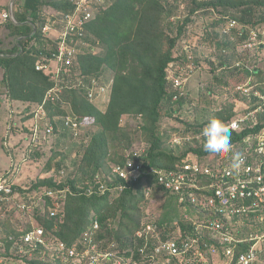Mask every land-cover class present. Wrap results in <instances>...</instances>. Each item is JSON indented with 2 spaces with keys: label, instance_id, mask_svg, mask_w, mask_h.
Here are the masks:
<instances>
[{
  "label": "trees",
  "instance_id": "obj_1",
  "mask_svg": "<svg viewBox=\"0 0 264 264\" xmlns=\"http://www.w3.org/2000/svg\"><path fill=\"white\" fill-rule=\"evenodd\" d=\"M173 1L179 2V0ZM19 2L16 3L18 9L14 7L15 21L9 19L10 22L7 24L10 37L15 39V42L11 46L9 44L0 46V69L4 71L3 83L7 98L12 102L43 105L47 114L43 117L45 120L40 126L50 121L59 129L57 133H60L62 129L75 136L73 129L66 125L69 117L82 125L80 130L84 128V124L95 126L97 130L92 135L80 164V170L87 178L80 183L90 182V187L86 186L85 190H82L76 180L57 183L55 180L47 179L31 186L28 192L14 186V192L21 194L45 189L57 193L60 190L67 191L63 206L59 209H56L57 204L47 198L52 209L56 211L55 217L51 216V211L46 212L44 216L39 215L38 212L36 216L38 227L46 230V236L56 237L68 246H72L83 240L87 231L97 222L100 229L95 230L96 239L106 240L105 246L108 248L115 243L116 247L112 248L115 251L125 250L130 246L129 238L134 236L147 217L146 209L143 211L141 208L143 206L146 208L149 204L144 192V182H154L155 171L174 170L189 153L203 158L217 154L204 150V138L189 143L187 150L181 155H176L173 149L166 146V142H172L174 136L170 138L167 133L161 131L160 127L166 105L168 101L174 103L173 98L176 95L169 87L167 69L176 62L175 50L192 22V18L201 11L216 10L222 21L228 18L229 21L235 20L240 25L239 29L244 27L243 32L246 35L243 38L236 35V29L233 31L236 38L245 41L250 37L249 28L258 32L264 27V0H185L181 9L188 14L183 22L175 20V12L170 9L169 0H107L106 7L101 5V9H97L96 15L87 26L88 34L96 40L94 47L99 45L101 52L96 53L95 48H91L79 54L77 57L79 65L73 66L72 75L74 76L63 73L60 82L44 71L37 70L41 54L47 53L42 48L44 44L42 40H38L40 47L33 46L32 43L35 38H40L42 33L39 28L45 25L48 16L58 12L74 11L75 4L72 0H19ZM9 10L11 9L8 8L7 13H10ZM214 14V12L211 13V15ZM218 23L214 24L215 27ZM37 24H39L38 31L34 34V26ZM221 36L223 40L230 39L222 33ZM261 38L259 34V39ZM237 45L238 43H230V41L222 45L219 67L230 65L229 67L232 68L240 63L241 59L237 58L236 54L231 55L232 52L237 51ZM242 63L245 65L246 61ZM232 69L237 70L235 67ZM78 70L82 72L81 77H85L87 84L93 78L100 80L107 71L113 74V87L105 110H101L97 105L102 103L103 99L92 102L88 97L87 87H76L75 77ZM240 74L244 75L243 80L258 78L260 82L258 86H255V91L264 95L262 68L255 67L253 70H248L245 67ZM229 78L230 76H226V79ZM219 81L220 84L224 82L222 79ZM57 86L63 89L60 100L49 99L45 102L47 95ZM184 99L185 97L177 102L179 107L185 102ZM254 100L255 111L263 105V102L256 97ZM37 115L35 112V116ZM126 115L143 118L139 128L150 143L148 152L146 151L144 156L137 159L143 166L138 183H134L132 179L127 181L114 172L115 167H126L129 159H136L134 153L141 147L140 144L138 148H131L133 144L129 146L130 134L121 124L122 118ZM254 115L260 116L259 125L241 133L232 132L231 147L236 143L244 144L246 138L251 134L259 133L264 127L261 124L264 121V111L261 110ZM235 116L241 115L232 108H224L219 111L217 118L226 123ZM187 126L185 132L177 133L183 137L196 136L202 132L205 125L187 124ZM30 133L29 130L27 135ZM61 135L63 133L59 137ZM117 143L123 146L128 145L121 150V156L120 152L115 155L112 150ZM227 153L232 155L233 150ZM108 161L114 163L113 168L109 169ZM102 169L105 172L112 171L108 185L96 178ZM158 206L162 211L161 225L165 226L166 231L169 232L175 227L177 219L181 221L182 208L171 198L167 201L162 199ZM4 225L5 222L2 223L5 236L1 241L3 245L0 247L2 257L6 252L11 255L13 245L20 243L24 233L17 231L10 233ZM28 230H31L30 225ZM41 251L43 249L39 248L34 254L35 257L26 259L27 263L54 264V262L48 263L49 261L45 263L44 257L47 254Z\"/></svg>",
  "mask_w": 264,
  "mask_h": 264
},
{
  "label": "built area",
  "instance_id": "obj_2",
  "mask_svg": "<svg viewBox=\"0 0 264 264\" xmlns=\"http://www.w3.org/2000/svg\"><path fill=\"white\" fill-rule=\"evenodd\" d=\"M72 1L75 10L48 16L45 25L39 28L42 33L40 38H35L32 43L33 46L40 47L38 40H42L44 42L42 48L47 53L41 54L37 70L44 71L58 82L61 81L63 73L69 75L74 73L73 66L74 64L77 66L79 54L93 48L96 40L88 34L87 26L96 15L97 9L107 3V0ZM4 19L15 21L11 12L5 14ZM38 26L39 24L34 26L36 33ZM239 28L240 25L235 20H230L222 35L235 40L233 30L236 29V35L243 38L246 35L243 32L244 27ZM258 36V32L251 29L250 37L245 40V43L247 42L245 47L253 49ZM178 76L174 82H170L171 90L176 93L174 101L186 95L185 89L188 85L187 79ZM75 78L76 87H87L88 97L92 102L106 96L112 88L109 81L101 82L102 79L93 78L87 84L85 77L77 74ZM242 87L240 85L238 89L246 93ZM54 90L57 91L53 93ZM54 90L49 93L51 100H60L63 89L57 86ZM254 97L261 99L263 105L251 115L264 111V95L254 91L251 103H254ZM251 115L235 116L224 124L231 133L254 129L260 123L258 120L260 116ZM261 124L263 126L264 121ZM66 125L73 129L75 136L79 135L81 124L69 117ZM29 130L32 138L27 137L28 140L37 144L54 139L59 132L50 121L42 126L35 125ZM175 139L183 141L184 145H176ZM175 139L173 140L175 147L180 149L186 147L188 142L200 141L204 137L201 132L196 136L187 138L178 136ZM231 150L233 154L241 153L244 158L238 173L231 170L233 154H227L218 160L221 156L219 154L214 160L210 159V156L203 158L194 153H189L174 170L155 171V181L144 182L147 187H144V192L149 200L148 205L152 201L158 202L159 205L162 199L167 201L171 198L182 208L181 221L177 219L175 227L168 232L165 226L159 224V220L151 223L146 222L145 218L142 226L130 239V246L125 250L115 251L112 249L116 247L115 243L108 248L105 246L107 241L96 239L95 230L100 229L97 222L87 231L83 240L72 246L56 237L46 236V230L42 227H31V230H28L38 215L36 207L29 205L28 202L16 204L21 220L19 232L24 233L20 243L13 245L11 258L0 255V264H28L26 259L35 257L34 254L39 248L47 254L44 259L47 260L50 256L54 258L48 259L54 264H263L264 127L259 133L246 138L244 144H234ZM118 167L121 172L114 171L116 174L127 181L132 179L134 183L139 182L143 166L137 159H129L126 167ZM13 171L15 174L16 170ZM14 174H0V204L14 202L17 194L13 188ZM127 174L130 175L129 179L126 177ZM66 192L60 190L57 193L45 189L42 192V202L46 204L44 211L49 209L51 216L55 217L56 211L52 209L48 199L57 204L56 209H59L66 199ZM39 215L43 216L40 212ZM3 222L5 220L0 218V247L3 245L1 241L5 238Z\"/></svg>",
  "mask_w": 264,
  "mask_h": 264
},
{
  "label": "rangeland",
  "instance_id": "obj_3",
  "mask_svg": "<svg viewBox=\"0 0 264 264\" xmlns=\"http://www.w3.org/2000/svg\"><path fill=\"white\" fill-rule=\"evenodd\" d=\"M184 1L185 0H179L178 3H175L173 0H169L170 9L175 12V20H181L182 22L188 14L185 10L181 9L182 3ZM14 7L15 9H18L16 4H14L13 10H15ZM99 9H101V7H99ZM6 12L2 11L3 18L4 15L7 14ZM212 12L215 14L211 15ZM220 17L221 16L219 15L218 11L212 9L201 11V13L194 16L192 18V22L186 30L184 37L181 39L177 49L175 50L176 62H174L167 69V72H169V82H174L178 75L184 79H187L188 82L187 88L185 89L186 95L184 96L185 102L183 105L179 107L177 103L168 101L163 113V117L160 121L161 131L165 134L167 133L170 138H172L178 131L182 132L186 130V128H188L187 124L194 126H198V124L206 125L205 123L210 119L217 118L219 111L224 108H232L241 116H249L254 112V103H251L250 101L252 100V93L255 91V86H258L260 81L258 78L255 79L254 77L249 80H243L244 75L240 73L245 67L248 70H251L255 67L262 68L264 70V27L260 28L258 31L260 36H262L261 40L258 36L254 48L248 49L245 47L247 42L245 43V41H240L238 37L235 40L222 39L221 33L225 30L229 20L226 18V20L223 19L222 21ZM1 20L4 19L1 18ZM8 22H10V20H8ZM216 22H219L217 27L214 25ZM4 31V35H6V43L11 46L12 43L15 42V39L10 37L9 29L8 31L4 29ZM227 41H230V43H238L237 51L234 53L232 52L231 54H236L237 58L241 59L239 64H235V66H233L237 68V70H233V67L230 68V65L219 67L221 57L220 55L222 54L221 49H223L222 45H224ZM93 48H95L96 53L101 52L99 45L96 47L93 46ZM229 49H231V47ZM244 60L246 63H244L245 65H242V61ZM77 74L81 75L82 72L78 70ZM226 76H230V78L226 79ZM113 78V74L107 71L100 79H102L101 82L109 81L113 87ZM220 79L224 80V82H222L223 85L219 83ZM3 80L4 71L0 70V89L2 88L0 95H4L6 92ZM240 85L243 86L242 89L245 90L246 93L238 89V86ZM169 87L171 89L170 83ZM170 89L169 92H171ZM56 91L57 90H54L53 93ZM109 94L110 92L101 98L103 99L102 103L97 104L100 106L101 110H105L106 105L109 103ZM49 99L51 100L50 94L47 95L45 102H47ZM22 105V108L24 109L23 111H25V113L14 118L16 120L13 121V123H16L17 127L16 129L14 127L12 132L14 135H16V138L14 141H12V144L14 145L15 143L18 156L14 157V160L12 159L10 170H7L1 174H14V167H17L16 164L20 165L19 169L21 170L17 171L16 174L19 172L18 177L22 178V190L25 192H28L31 186L37 182L47 179L55 180L57 183H66L68 180H76L79 183V187L82 190H85V187L91 184L87 181L80 183L81 180L87 179L85 176H83V173L80 170V164L82 163L84 152L91 141L92 135L94 132H96L97 127L84 124V128L82 130H80L81 128L78 130L80 136H73L70 132L62 131L61 129L60 133H57L56 137L47 142L45 146H42L44 142L37 144L28 140V142L25 143V137L29 133V128H34L35 125L40 126L45 120L43 117L46 116L47 113L45 112L43 105L39 106L36 103ZM11 108L14 110V107L11 106ZM18 108L19 107H17V110ZM0 109V114L2 116H7L8 113L10 114L8 102L4 104L3 99L0 101ZM19 110L21 111V108H19ZM35 112L38 114L37 116H35ZM251 116L255 115L253 114ZM142 123L143 118L136 115H126L122 118L121 122L124 129L127 130V133L130 134L131 141L129 146L133 144L131 148H138V144L141 145V147H139L140 149L134 153L136 159H139L149 150L148 145L150 143H148L146 137L139 128ZM61 133H63V135L59 137ZM190 136L192 135H188V137ZM28 137L30 139L32 138L30 135H28ZM6 138L5 144L10 142L8 141L10 136L8 135ZM2 139L4 140V138ZM174 142L176 145H184L183 141L181 140L176 141L175 139ZM31 144H34L33 147H30ZM125 146L128 145L126 144ZM125 146L121 145V143L114 144L112 149L113 153L116 155V153L120 152L119 155L121 156V150ZM166 146L169 149H173L174 147L173 142L171 143V141H167ZM184 151L183 149H180L175 151V153L181 155ZM10 152L14 153V150L9 148V153ZM227 154L228 153L221 154L218 160H221V157H224ZM217 155L219 154L209 156L210 159L216 160L218 158ZM107 166L110 167L109 169H111L114 167V163L108 161ZM114 171L121 172L118 166L114 168ZM111 172H105L104 169H102L96 178L102 182H106V185H108ZM126 177L129 179L130 175L127 174ZM144 187L147 188L146 186ZM42 192L43 191L21 194L17 193L14 198V202L0 204V218L5 220L4 226L7 231L10 233L15 231L19 232L21 220L19 217V211L16 209V204L28 202L29 205L36 207L35 210L42 213L43 216L46 214V212H49V209H45L44 211L46 204L42 202ZM141 208L143 211L146 209V222L150 221L153 223L155 220H159L160 222V219L162 218V211L159 209L160 207L158 206V202L152 201L150 202V205H147L146 208H144V206ZM149 216L151 217L150 219ZM37 223V217H35L34 224H32L31 227H38L39 224ZM130 239L131 238H129V242ZM126 240H128V238H126ZM102 241L104 242L106 240ZM10 256V253H5L6 258H10ZM48 259L54 260L52 256H50ZM47 260L45 259L44 262L46 263ZM48 261V263H52L51 260Z\"/></svg>",
  "mask_w": 264,
  "mask_h": 264
},
{
  "label": "crops",
  "instance_id": "obj_4",
  "mask_svg": "<svg viewBox=\"0 0 264 264\" xmlns=\"http://www.w3.org/2000/svg\"><path fill=\"white\" fill-rule=\"evenodd\" d=\"M13 1L14 0H0V46L7 44L6 43V35H4L5 34L4 29H6L8 31V28H7L8 20L3 18L2 11L6 12L8 8L11 9ZM18 2H19V0H16L14 4H16V3L18 4ZM1 18L4 20H1ZM0 70H2V69H0ZM2 99H3L4 104L6 102H8V107H10V109H9L10 114L8 113L9 116L8 115L2 116L0 114V174L7 171V170L9 171L10 166L12 164V159L14 157L18 156L15 143H14V145L12 144V141H14L16 138V135H14V133H12L13 128L15 127V129H16V127H17V124L13 123V121L16 120L14 118L19 117L18 115H23L25 113V111H23L24 109L22 108L23 107L22 104H25V105L30 104V103H24V102H20V101H13L12 102L7 98L6 93L4 95L3 94L0 95V101ZM11 106L14 107V110H12ZM17 107L21 108V111L19 110V108L17 110ZM0 111H1V109H0ZM12 123H13V125H12ZM8 135L10 136V138L8 140L10 142L5 144V141L7 139L6 137ZM27 136L28 135H26V137ZM2 138H4V140ZM25 139H26L25 143L28 142V139L27 138H25ZM3 144H4V146H3ZM9 148H12L14 150V153H11V152L9 153ZM16 165H17V167H14L13 170H16V172H17L21 169H19L20 165H18V164H16ZM23 169H26V168H23ZM27 169H28V167H27ZM18 174H19V172L17 174L15 173V175L13 176L14 183H15L16 187L22 188V183H23L22 178H19Z\"/></svg>",
  "mask_w": 264,
  "mask_h": 264
},
{
  "label": "clouds",
  "instance_id": "obj_5",
  "mask_svg": "<svg viewBox=\"0 0 264 264\" xmlns=\"http://www.w3.org/2000/svg\"><path fill=\"white\" fill-rule=\"evenodd\" d=\"M10 12L12 14H14L13 6L11 7ZM178 101H174V103H177ZM183 132H185V130L182 131L181 133H183ZM202 135L205 138V142H204L203 147H204V150L206 152L219 154V153H227L231 150V131L218 118H212L208 121V123L202 129ZM176 136L183 137V136L179 135V133H176L174 135V137H176ZM27 137H25V138H27ZM187 137H183V138H187ZM190 137H192V136H190ZM173 140H172V142H173ZM46 143L47 142L45 141L42 146H45ZM188 144H189V142H188ZM188 144L186 147L180 148V149H183V151L186 150V148L188 147ZM173 146H174L173 147L174 152L180 150V149H177V147H175L174 142H173ZM170 148H171V146H170ZM176 155H178V154H176ZM214 155H216V154H214ZM243 163H244V158H243L242 154L239 152L234 153L233 157H232L231 170L234 173H238ZM13 180H14V178H13ZM144 186H145V184H144ZM159 224L161 225V222H159ZM162 227H164V226H162Z\"/></svg>",
  "mask_w": 264,
  "mask_h": 264
},
{
  "label": "water",
  "instance_id": "obj_6",
  "mask_svg": "<svg viewBox=\"0 0 264 264\" xmlns=\"http://www.w3.org/2000/svg\"><path fill=\"white\" fill-rule=\"evenodd\" d=\"M15 1H16V0L13 1L12 6L14 5ZM13 15H14V14H13ZM35 33H36V30L34 31V34H35Z\"/></svg>",
  "mask_w": 264,
  "mask_h": 264
}]
</instances>
